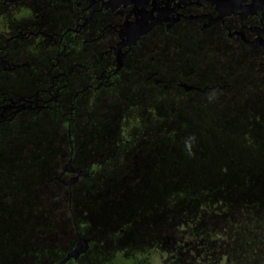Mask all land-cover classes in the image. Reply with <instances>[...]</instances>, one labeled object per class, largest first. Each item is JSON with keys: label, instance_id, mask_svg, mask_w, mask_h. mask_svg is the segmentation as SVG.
Masks as SVG:
<instances>
[{"label": "flooded vegetation", "instance_id": "af4514ba", "mask_svg": "<svg viewBox=\"0 0 264 264\" xmlns=\"http://www.w3.org/2000/svg\"><path fill=\"white\" fill-rule=\"evenodd\" d=\"M161 110L187 127L211 125L200 115L209 111L239 112L240 126L263 133L264 0H0V160L27 161L10 179L20 169L32 208V131L52 128L41 143L57 162L40 183L58 187L72 215L71 237L49 232L28 264L48 259L53 242L65 247L59 264L82 239L87 251L65 264H179L184 240L202 262L194 238L180 234L184 141L161 135L163 114L149 127L144 117ZM15 127L21 139L10 137ZM105 175L103 193L74 199L84 183L104 187ZM162 188L174 196L169 207ZM6 240L0 264H14L17 236Z\"/></svg>", "mask_w": 264, "mask_h": 264}, {"label": "rangeland", "instance_id": "374dc122", "mask_svg": "<svg viewBox=\"0 0 264 264\" xmlns=\"http://www.w3.org/2000/svg\"><path fill=\"white\" fill-rule=\"evenodd\" d=\"M157 113L164 115L160 121H163L164 126L158 129L160 132L162 130L161 135H171L175 137L172 140L186 142L179 144L180 149L184 148L188 152L178 160L184 168L181 175L193 174L199 179L195 187H179L177 200L179 222L183 227L180 228V234H189L194 238L193 247L200 250L198 257L202 262H197L194 259L196 256L193 258L196 251L191 254V245L188 246L187 240H184L185 251L182 250L179 264H204L208 261L209 264H264V130L261 133L256 129L258 133H251L248 126H240L243 113L230 111L200 114L211 120V125L200 127H187L183 125L182 118L177 119L166 110L156 113L147 111L144 117L148 127L155 125L153 122ZM22 130L20 127L13 128L9 133L12 140L21 139ZM51 130L53 129L36 126L32 131L35 137V154H40L34 160L32 208L28 205L29 187H23L20 183V169V180L17 179L19 182H11L10 179L14 177L17 167L27 168V161L23 157L0 160V205H3L0 206V244H6L10 234L17 236V242L14 241L17 251L15 255L8 256L14 264H28L36 259V253L41 252L38 251L39 248L47 244L45 238L49 232L54 235L62 234L65 238L71 237L72 215L68 212L62 191L58 187H43L40 183L49 169L55 168L54 163L57 162L53 159L54 156L43 155L49 149L41 140L43 135L55 134ZM4 139H9L8 133ZM22 140L25 142V134ZM10 146L15 147L13 144ZM166 146H163L164 149L170 153V147L173 146ZM19 147H23L20 151L25 152V143H20ZM3 148V152H7L8 149L5 146ZM189 152L191 157L188 156ZM109 178L110 175H105L97 181L99 186L104 187H93L94 183L82 184L74 191V199L80 203H88L97 195V191L103 193L107 189L105 185ZM209 178L214 187H210ZM11 191L17 193L16 198L12 203L5 202L11 199L7 196ZM161 193L164 204L169 207L173 195L169 189L162 188ZM166 206L163 207L165 210ZM30 212L33 213V224L30 223ZM197 233L206 234L201 239L196 236ZM31 235L34 236L33 240L29 239ZM51 245L48 252L52 253H47L48 259L43 258L42 264H56L57 253L65 249L63 243H60L61 246L57 242Z\"/></svg>", "mask_w": 264, "mask_h": 264}, {"label": "water", "instance_id": "95a60500", "mask_svg": "<svg viewBox=\"0 0 264 264\" xmlns=\"http://www.w3.org/2000/svg\"><path fill=\"white\" fill-rule=\"evenodd\" d=\"M72 171H75V170H72ZM77 178H79V175L74 179L76 180ZM87 249H88L87 240L85 239L80 240L77 248L72 253L67 255V257L63 259L59 264H65L72 257L77 259L81 254L85 253Z\"/></svg>", "mask_w": 264, "mask_h": 264}, {"label": "trees", "instance_id": "16d2710c", "mask_svg": "<svg viewBox=\"0 0 264 264\" xmlns=\"http://www.w3.org/2000/svg\"><path fill=\"white\" fill-rule=\"evenodd\" d=\"M181 178H180V182H181V180H187L186 181V186L187 187H195V185H196V183L198 182V178H197V176L196 175H193V174H190V175H179ZM187 177V178H186ZM208 183H209V185H210V187H214V186H212L213 185V183H212V180H210V178H209V180H208ZM182 188V186H180V189ZM183 191H184V189H182ZM207 207H209V206H207Z\"/></svg>", "mask_w": 264, "mask_h": 264}]
</instances>
